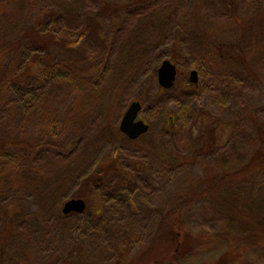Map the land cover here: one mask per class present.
Returning <instances> with one entry per match:
<instances>
[{
    "label": "rangeland",
    "instance_id": "1",
    "mask_svg": "<svg viewBox=\"0 0 264 264\" xmlns=\"http://www.w3.org/2000/svg\"><path fill=\"white\" fill-rule=\"evenodd\" d=\"M41 3L52 9L61 4L57 18H52L55 32L80 42V52L71 53L82 56L81 61L95 60L102 69L92 79H81L77 102L73 87L48 100V105L56 107L68 104L78 118L89 114V109L94 111L83 119V131L77 134L72 146L47 156L42 163L56 162V166L66 167L82 156L84 148L91 147L101 127L109 125L112 130L118 129L125 110L135 100L141 103L138 118L149 127L136 140L125 136L127 139L122 141H102L103 145L95 147L93 154H85L84 163L75 164L76 170L81 163L84 166L75 171L73 178H77L60 191L62 197L66 196L60 209L66 200L82 198L86 211L61 218L55 215L56 209L51 204L33 218L25 215L24 227L21 226L25 238L9 245L12 257L8 264H65L63 260L70 246L78 251L73 264H132L151 239L156 221L171 201L192 204L187 202L188 196L198 192L203 184L212 185L215 172L240 167L260 145L264 137V53L260 57L254 55L253 69L260 75L257 80L245 71L232 74L221 70L202 54L204 44L196 41L202 31L219 41L229 40L240 29L238 19L247 18L259 9L263 11L259 4L264 0H143L141 3L41 0ZM90 27L99 31L101 40L94 35L82 37L83 30ZM255 34L250 32L244 40L247 57L253 55L251 51L256 46H264V40H254ZM166 59L178 68L174 90L158 85L157 68ZM192 70L198 76L196 84L188 79ZM118 78H124V83L113 88ZM108 81L111 98L117 95L107 111L109 96L102 93ZM94 96L97 107L92 105ZM197 108L209 115L201 127L208 133L201 138L200 152L193 150L197 130L192 128ZM164 150L180 162H161ZM106 155L115 156L117 166L97 190L82 192L83 185L79 182L85 171L93 169ZM231 186L221 188L227 199L238 195L242 200L250 199L253 209L264 207V178L247 177ZM201 199L193 201L186 213L178 263L264 264V247L248 250L242 247L238 252L226 253L229 244L221 234L223 219L212 203ZM214 199L211 202L217 201ZM234 202L233 210L240 211L245 206ZM29 205L30 211H34L35 202ZM28 229L34 232L31 238ZM224 252L226 261H220Z\"/></svg>",
    "mask_w": 264,
    "mask_h": 264
},
{
    "label": "trees",
    "instance_id": "2",
    "mask_svg": "<svg viewBox=\"0 0 264 264\" xmlns=\"http://www.w3.org/2000/svg\"><path fill=\"white\" fill-rule=\"evenodd\" d=\"M142 1L134 0L135 3ZM35 8L36 11H33ZM55 8L42 4L41 0H0V264H8L12 257L9 245L25 238L26 232H22L25 215L33 218L34 214L44 211L51 204L58 217L74 215L62 214L60 205L66 196L62 197L60 191L77 178L73 177L75 171L84 167L82 163L85 154H93L95 147L110 143V140L127 139L119 129L112 130L109 125H105L94 136L91 147L88 150L84 148L82 156L66 167L56 166V162L50 165L42 163L47 156L71 147L77 134L83 131V119L89 118L94 111V108L93 111L89 109V114L84 113L78 118L74 117L75 113L69 110L71 106L68 104L56 107L48 105V100L54 94L73 87L76 94L74 101L77 102L82 87L81 79H92L102 72L100 64H96L95 60L82 62V56L71 53L80 52V42L71 41L55 32L52 18H57L61 4L58 3ZM259 8H264V3L259 4ZM238 20L240 29L229 40L219 41L202 31L198 33L196 42L204 44L202 54L221 70L231 71L232 74L245 71L258 80L260 75L253 69L254 55L260 57L264 53V46H256L251 51L253 55L247 57L244 40L248 39L252 31L256 32L254 40H264V10L259 9L249 17ZM90 35L102 39L96 29L90 27L83 30L82 37ZM69 56L79 61L75 62ZM124 80L116 79L113 88L122 85ZM109 85L110 81L103 87L102 93V96H109L107 111L113 106L117 95L111 98ZM175 85L176 82L170 89L174 90ZM97 104L95 97L92 105L97 107ZM198 108L195 110L196 121L192 128L197 130L193 148L195 152L201 151V138L204 133H208L201 127L204 118L208 119L209 115ZM80 161L82 163L76 170L75 164ZM161 162L170 164L180 161L170 157L164 150ZM95 165L93 169L85 171L79 182V185H83L82 192L86 189L97 190L107 174L117 166L115 156L110 158L108 155ZM232 170L215 172L214 183L203 184L198 192L190 191L194 192L191 197L188 196L187 201L193 204V201L202 198V202L212 203L215 211L220 213L218 215L223 219L221 234L229 244L226 251L228 254L238 252L242 247L247 250L251 247H264V207L253 209L250 199L242 200V196L238 195L227 199L222 195L224 186H234L237 181L243 182L247 177L256 175L264 178V137L254 155ZM214 198L217 201L211 202ZM32 201L36 205L34 211H30L29 203ZM234 201L244 204V208L233 210L231 205ZM171 202L156 221L151 239L137 253V258H133L132 264H179L178 255L185 237L183 223L187 219L189 205L192 204L182 203V200ZM29 229L27 232L31 238L34 232ZM67 251L63 262L73 264L78 251L74 246H70ZM226 256L224 252L220 261H226Z\"/></svg>",
    "mask_w": 264,
    "mask_h": 264
},
{
    "label": "water",
    "instance_id": "3",
    "mask_svg": "<svg viewBox=\"0 0 264 264\" xmlns=\"http://www.w3.org/2000/svg\"><path fill=\"white\" fill-rule=\"evenodd\" d=\"M158 85L167 90L173 88L177 79V66H175L170 60H163L157 68ZM198 76L196 71L192 70L188 73V79L192 84H196ZM141 103L139 100L131 102L125 114L121 119L119 125V131L127 136L130 140H136L139 136L147 133L149 127L148 124L138 118L140 113ZM86 202L82 198H71L65 201L61 206V212L66 214H82L86 211Z\"/></svg>",
    "mask_w": 264,
    "mask_h": 264
}]
</instances>
